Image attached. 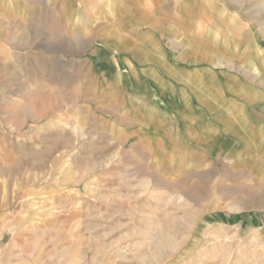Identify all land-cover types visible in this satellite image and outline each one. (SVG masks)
<instances>
[{"label":"rangeland","instance_id":"374dc122","mask_svg":"<svg viewBox=\"0 0 264 264\" xmlns=\"http://www.w3.org/2000/svg\"><path fill=\"white\" fill-rule=\"evenodd\" d=\"M73 5L0 0V264H264V0Z\"/></svg>","mask_w":264,"mask_h":264},{"label":"crops","instance_id":"0c3cea01","mask_svg":"<svg viewBox=\"0 0 264 264\" xmlns=\"http://www.w3.org/2000/svg\"><path fill=\"white\" fill-rule=\"evenodd\" d=\"M88 1L89 0H73L75 5H73L74 7H72V9H75L77 11L82 10V7H80V3L88 2ZM103 1L107 2V1H110V0H103ZM113 1H115V0H113ZM116 1H118L122 5V7L125 8V6H127L128 4H131V2L138 1V0H116ZM14 7L15 6H13V8Z\"/></svg>","mask_w":264,"mask_h":264},{"label":"bare ground","instance_id":"6f19581e","mask_svg":"<svg viewBox=\"0 0 264 264\" xmlns=\"http://www.w3.org/2000/svg\"><path fill=\"white\" fill-rule=\"evenodd\" d=\"M257 161V160H256ZM258 164L259 165H261V166H263L264 165V163H263V160L261 159L260 161L258 160ZM263 173V172H262ZM162 247V246H161ZM163 248V247H162ZM163 250H165L164 248H163ZM163 250H161V252L163 251Z\"/></svg>","mask_w":264,"mask_h":264}]
</instances>
